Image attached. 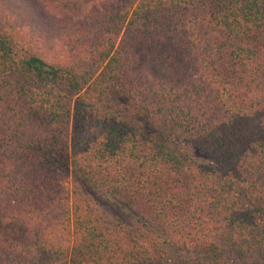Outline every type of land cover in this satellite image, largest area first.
<instances>
[{
  "label": "trees",
  "instance_id": "obj_1",
  "mask_svg": "<svg viewBox=\"0 0 264 264\" xmlns=\"http://www.w3.org/2000/svg\"><path fill=\"white\" fill-rule=\"evenodd\" d=\"M0 264H264V0H0Z\"/></svg>",
  "mask_w": 264,
  "mask_h": 264
},
{
  "label": "rangeland",
  "instance_id": "obj_2",
  "mask_svg": "<svg viewBox=\"0 0 264 264\" xmlns=\"http://www.w3.org/2000/svg\"><path fill=\"white\" fill-rule=\"evenodd\" d=\"M180 149H181V151H183V152H188L189 154H192L193 152L188 148V146L187 145H185L184 143H181L180 144ZM70 244H72V241H71V243Z\"/></svg>",
  "mask_w": 264,
  "mask_h": 264
}]
</instances>
